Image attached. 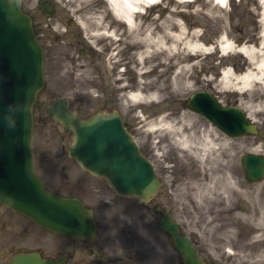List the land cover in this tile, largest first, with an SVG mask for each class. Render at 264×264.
I'll use <instances>...</instances> for the list:
<instances>
[{"label": "rangeland", "instance_id": "1", "mask_svg": "<svg viewBox=\"0 0 264 264\" xmlns=\"http://www.w3.org/2000/svg\"><path fill=\"white\" fill-rule=\"evenodd\" d=\"M52 1L56 7L55 15L57 17L75 19L79 26H81L79 19L88 18V24L91 25L89 31L95 38L108 37L109 30L117 24L118 19L108 0H87L92 2L91 5L81 3L80 0ZM189 1L193 4L179 6L176 0L173 2L159 0V4L154 8L145 7L143 9L145 14L159 17L161 20L170 15L169 10L181 11L182 13L176 14L175 17L188 25L191 32L199 33L210 51L191 61V63L197 61L198 65L191 72L190 91L185 96L167 95L166 101L155 104H151L149 101L146 104L137 105L133 110V102L126 99L127 96L122 99L121 95L117 94L116 99L113 93L108 92L109 86H117L114 75L119 71L124 72L123 84L130 86L124 90L127 95L133 87H136L140 79L136 76L139 69L135 67L134 63H128L133 60V51L128 46L129 35L126 26L117 29L121 34L120 39L123 38L125 45L123 52L119 54L115 50L119 46L118 40L110 43L108 47L94 48L92 46L91 48L93 44L90 41L91 38L85 34L83 36L87 42H85L86 48H90L89 51L96 53V56L94 54L82 55L76 50L71 53L79 63L85 62L90 65L92 62L96 66L94 76L99 75L96 80L99 83L98 89L88 88L90 96L78 99L72 97L74 109L83 115L102 108L104 104H107L111 109H118L141 150L153 162L163 180L161 193L151 202L142 203L134 197L117 195L106 181H99L87 175L86 180L89 183H86L83 194L87 202L96 209L101 224L100 239L106 245L104 250L107 252V256L100 259L95 253L90 254L87 249L82 248L80 256L76 255L73 260L78 261L79 264H182L176 257V252L172 248L168 236L158 228L161 215L152 209L157 202H161L166 211L174 212L176 219L193 235L200 249L207 254L209 259L219 264H264V209L262 217L259 211L256 214L253 207L250 206L254 202L259 209L260 207L264 208V180L255 183L248 182L241 165L243 152L252 151L255 148L259 150L257 152L264 153V114H257L250 118L249 115L254 109L250 108V102L233 93L224 92L220 87L222 74L226 68L236 69L237 74H242L250 67L255 66L256 62L261 59L262 56L258 52L254 53V60H251L236 49L243 45L255 46L257 49L260 47L264 30V1L230 0L226 7L220 6L214 0ZM84 4L88 7L81 8ZM38 6L39 0H23L24 9L36 19L40 15ZM41 20L42 18L38 17L36 26L41 24ZM78 24L75 27L77 30ZM97 24H102V29L99 30L101 34L97 32ZM106 24L107 28L104 27ZM81 28L83 30V27ZM225 39L230 40L236 48L230 52V55L224 54L222 51ZM48 69L46 67L47 75ZM173 72L174 70L170 72V76L173 75ZM258 83L255 87H261L264 90V82L262 86L260 82ZM102 89L105 91L101 93ZM196 91L210 92L224 105L237 106L241 109L244 107L245 113L259 128V133L256 135L230 138L220 147L225 156L227 154L233 156L237 187L240 190L247 189V192L243 194L239 191L234 195L231 194L225 203L218 199L217 195L222 189H217V186L212 187L216 181L214 179L211 182L209 174L211 168L220 174L226 165L224 157L222 160H218L219 166L215 163L216 158L211 153L209 156L205 154L204 157L201 152H198L196 157L203 160V163L192 160L185 153L183 161H179L175 151L171 148L175 138L170 133L162 135L165 142L159 146L161 150L166 145H171V147L164 148L160 152L153 147L158 145L157 141L162 137L151 138L142 126L147 122L159 120L163 114H168L173 108H176L177 112L187 110L196 113L199 120L194 123L198 126L207 125L206 123L212 125L205 117L187 105L191 94ZM62 93L66 92L60 85L56 86L53 80L49 79L48 85L39 94V102L48 103L59 95H63ZM35 114L33 144L36 151V164L43 173L47 172L55 177L51 169L56 172L54 166H57L56 162L58 163V160L61 159L58 154L60 155L62 150L68 149L73 137L64 127L56 124L52 119L45 118L46 112L38 105L35 106ZM221 137L223 136L221 135ZM178 154L180 155L179 151ZM212 159L215 160L212 161ZM38 167L37 172L43 176ZM192 171L195 172V179L199 180L200 184H207L210 181V188L205 192L197 190L194 187L196 180L191 175ZM81 173V169L77 166L71 171V175L75 177H81ZM64 175L60 174L54 180L51 178L49 180L47 177L50 186L59 190L69 189L68 176L64 177ZM43 179L46 180L45 176ZM179 180H181V190L178 188ZM96 188H99L100 191L93 190ZM234 207L236 208L234 219L237 222H233ZM43 232L33 229L29 235L32 244L27 245L30 247L39 246L44 249L48 239V245L45 247V250L48 251L51 246L58 245L63 241L66 245V253H76V248L72 244L67 245V239L52 238L53 236L48 238ZM247 235L251 237L250 241L241 242L240 237ZM2 250L4 249H0V252Z\"/></svg>", "mask_w": 264, "mask_h": 264}, {"label": "water", "instance_id": "2", "mask_svg": "<svg viewBox=\"0 0 264 264\" xmlns=\"http://www.w3.org/2000/svg\"><path fill=\"white\" fill-rule=\"evenodd\" d=\"M43 61L42 48L30 16L21 9V0H0V202L56 232L92 238L96 231L93 211L77 198L46 190L34 171L32 108L44 84ZM189 105L231 135L257 132L242 109L222 106L211 93H194ZM48 112L74 131L70 154L84 168L106 177L120 194L143 201L155 195L160 182L154 167L141 154L117 111L96 113L84 120L59 99ZM242 161L249 179L264 176V155L245 153ZM163 227L174 235L187 264H203L177 223L167 217ZM19 258L21 264H39L36 257Z\"/></svg>", "mask_w": 264, "mask_h": 264}, {"label": "bare ground", "instance_id": "3", "mask_svg": "<svg viewBox=\"0 0 264 264\" xmlns=\"http://www.w3.org/2000/svg\"><path fill=\"white\" fill-rule=\"evenodd\" d=\"M169 1L173 2V0ZM220 1L222 3L229 2V0ZM79 2L92 4L91 1L87 0H80ZM109 2L119 21L117 20V24L109 30L108 37L96 36L97 38H95V36H92V32L89 31L91 25L88 24V18H81L79 22L83 27L84 34L90 36V40H93L94 45L92 44V46L94 48L98 46L108 47L110 43L118 40L119 46L115 48L118 54L123 52L125 45L123 38L120 39L121 34L117 29L123 26L128 29L127 42L129 48L133 51V60L128 63H134L135 67L139 69L138 72L136 70L135 72L140 79L136 87H133L127 95L124 90L130 86L123 84L124 72L119 71L118 74L114 75L117 86H109L111 93L115 92L121 95L122 99L127 96L126 99L133 102V110L137 105H143L149 101L151 104L166 101L168 99L167 95H172V97L187 95L190 91L189 79L192 77L191 72L198 65L197 61L193 63L191 61L204 53L210 52L203 42V37L197 32H191L188 25L175 17L176 14L182 13L177 9L169 10L170 15L163 20L145 14L143 9L146 6L154 8L159 4V0H109ZM176 3L179 6L193 4L189 0H176ZM86 4L82 5L81 8L88 7ZM101 25L97 24L96 26L98 34H101L99 31L102 29ZM104 27L107 28V24ZM62 49L63 47L57 44V50ZM235 49V45L230 40H224L222 46L224 54L230 55V52ZM236 51L243 53L251 60H254V53L256 52L262 57L256 62L255 66L250 67L242 74H237L236 69L226 68L222 74L220 87L224 92H230L240 96V98L247 99L250 102V108H254L252 114H250L251 118L257 114H264V90L261 87H255L256 84H259L258 82L261 86L264 82V30L263 39L258 49L255 46L243 45ZM55 63L57 66L52 68L53 82L56 86L60 85L63 90L71 93L76 99L90 96L89 87L98 89L99 83L96 80L99 75L94 76L96 66L92 63L90 65L85 62L75 63L72 60L64 63L62 57H57ZM131 69L133 70V68ZM172 70H174L173 78L170 76ZM257 79H260V81H257ZM93 97H96V95H93ZM243 109L245 108L243 107ZM197 117L198 115L193 111L183 110L177 112V109L173 108L168 114H163L159 120L147 122L142 126L151 138L154 136L162 137L164 133H170L175 138L172 142L173 147L166 145L162 148L171 147L181 161H183L184 153L192 160L202 163L204 161L196 157L198 152H201L204 157L205 154L209 156L211 153L218 160H222L224 157L226 165L220 171V174L212 168L209 174L211 182L214 179L216 181L214 187L218 186L219 190L222 189L219 193L222 200H225L224 196L229 198L231 194L234 195L238 191L233 156L231 154L225 156L224 151L220 148L228 141V137L224 135V137H221L222 134L209 123H206L207 125L203 124L204 128L198 126L194 123V121L199 120ZM157 133L159 135H155ZM157 142L158 145L155 147L152 145L153 149L157 148L158 151H163L159 145L165 142L164 136ZM253 151L257 152L259 150L254 148ZM202 173H204L203 170ZM191 175L195 179V172L192 171ZM193 178L191 177V179ZM211 182L200 184L199 180H196L194 187L205 192L210 188ZM241 193L243 192L241 191ZM263 209H254L253 211L255 213L259 211L260 216L263 217Z\"/></svg>", "mask_w": 264, "mask_h": 264}, {"label": "flooded vegetation", "instance_id": "4", "mask_svg": "<svg viewBox=\"0 0 264 264\" xmlns=\"http://www.w3.org/2000/svg\"><path fill=\"white\" fill-rule=\"evenodd\" d=\"M48 18V17H46ZM51 20L50 22H47L46 24H38L36 26L37 33L40 37L41 42L43 43V46L45 48L46 53V65L49 68L48 76L53 77L52 68L56 67V58L62 57L64 58V63L70 60L71 56L70 53L73 50L79 51L80 53L87 55L90 54L88 49L85 45V40L83 38L82 31L78 28V30L75 28L77 25L75 22H73L69 18H62V17H50L48 18ZM53 29L56 34L53 36L50 34L48 30ZM57 44H60L63 49L58 51L57 50ZM103 108L108 109V106L104 104L102 106ZM67 156L62 155V159H67ZM69 159V158H68ZM70 166H73V162L68 160ZM69 166L64 165L63 169H68ZM216 183L213 184L215 186ZM68 188H62L70 193L76 192L79 187L75 184H68ZM57 189V188H56ZM217 189L218 186H217ZM58 190V189H57ZM164 208L161 206L160 212L163 214ZM39 228L38 226H35V223L30 220L29 218L25 217L24 215L12 210L11 208L0 204V249H4L0 252V263L1 264H10L11 259L19 252H28V251H34V250H41V256L43 259H52V264H79L78 261H73L71 258H74L75 256H71L70 254H66L65 252V245L62 242H60L58 245L51 246L50 249L47 251L45 250V247L48 245V240L45 243V247H30L28 245L32 244L29 235L32 232L34 228ZM41 229V228H39ZM44 230V229H41ZM47 232V230H45ZM183 231H187L186 228L183 227ZM191 238L193 239L194 243L197 245L200 254L205 259L206 264H219L216 261H213L212 259H209L207 257L206 253H203V251L200 249V246L196 239H194L193 235L190 234ZM251 236L253 234L251 233ZM103 239V237H102ZM250 236L240 237L241 242H248L250 241ZM170 241V239H169ZM83 242V241H80ZM28 244V245H27ZM72 245L80 244L76 243V240L71 241ZM85 245H88L91 249L92 253H95L96 256L100 259L106 257L107 253L104 251L106 245L105 243L99 238H97L96 242L89 243L87 241H84ZM90 244V245H89ZM32 248V249H31ZM78 249L76 252H78L81 247H76ZM252 252V251H251ZM245 254V253H243ZM128 256V255H127ZM176 257L182 262V259L179 255V253L176 251Z\"/></svg>", "mask_w": 264, "mask_h": 264}]
</instances>
